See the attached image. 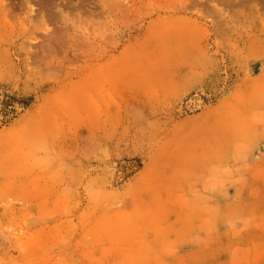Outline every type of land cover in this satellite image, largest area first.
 <instances>
[{
  "label": "rangeland",
  "instance_id": "1",
  "mask_svg": "<svg viewBox=\"0 0 264 264\" xmlns=\"http://www.w3.org/2000/svg\"><path fill=\"white\" fill-rule=\"evenodd\" d=\"M0 264H264V0H0Z\"/></svg>",
  "mask_w": 264,
  "mask_h": 264
}]
</instances>
